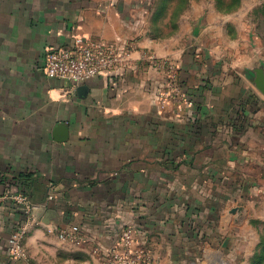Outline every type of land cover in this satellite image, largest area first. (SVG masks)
<instances>
[{
    "label": "crops",
    "instance_id": "crops-1",
    "mask_svg": "<svg viewBox=\"0 0 264 264\" xmlns=\"http://www.w3.org/2000/svg\"><path fill=\"white\" fill-rule=\"evenodd\" d=\"M176 6L0 0V264H109L128 225L152 264H212L236 239L253 241L251 220H264L263 53L221 23L166 31ZM78 36L130 46L129 60L75 88L48 77L47 51ZM148 56L175 63L193 105L160 108L165 75ZM24 188L31 216L10 198ZM73 226L80 245L59 236ZM21 228L26 259L15 260Z\"/></svg>",
    "mask_w": 264,
    "mask_h": 264
},
{
    "label": "built area",
    "instance_id": "built-area-1",
    "mask_svg": "<svg viewBox=\"0 0 264 264\" xmlns=\"http://www.w3.org/2000/svg\"><path fill=\"white\" fill-rule=\"evenodd\" d=\"M131 51L130 46L120 48L103 41L78 36L70 47L48 50L42 71L50 78L72 83L75 88L98 76L110 75L129 60ZM147 60L165 75L166 82L159 92L162 110H165L169 103H174L178 110L182 105H193L181 87L179 68L172 60L155 56H148ZM8 197V195H0V205L8 200ZM10 198L18 204H23L30 216L37 207L29 193H20ZM23 234L24 230L21 228L13 233L9 240L10 254L15 260L26 259ZM59 236L61 239H70L78 245L83 242L80 228L77 226L59 232ZM107 257L109 264H152L154 261L152 250L142 242L133 226L129 225L122 230L119 242L107 251Z\"/></svg>",
    "mask_w": 264,
    "mask_h": 264
},
{
    "label": "rangeland",
    "instance_id": "rangeland-1",
    "mask_svg": "<svg viewBox=\"0 0 264 264\" xmlns=\"http://www.w3.org/2000/svg\"><path fill=\"white\" fill-rule=\"evenodd\" d=\"M176 1V13L172 12V15H169L168 22H160L162 27L165 24L166 31H171V28L174 31L176 21H179V28L186 21L197 22L199 20L200 24L214 23L217 25L221 23V28L228 31L233 38L241 39V42L248 44V51L256 48L262 50L264 60V0ZM174 7L175 5L172 4L171 10ZM175 17L178 20H175ZM157 23L153 22L154 25ZM154 31L158 30L154 29ZM259 123L264 127V117ZM250 225L256 232L253 241L249 238L248 244H241V241L236 239L229 246V256L212 255L209 256L208 261L212 264H264V220H251ZM202 263H204V258L200 261L193 260L188 264Z\"/></svg>",
    "mask_w": 264,
    "mask_h": 264
},
{
    "label": "water",
    "instance_id": "water-1",
    "mask_svg": "<svg viewBox=\"0 0 264 264\" xmlns=\"http://www.w3.org/2000/svg\"><path fill=\"white\" fill-rule=\"evenodd\" d=\"M254 82L258 89L261 91V93L264 95V72L263 71H258Z\"/></svg>",
    "mask_w": 264,
    "mask_h": 264
},
{
    "label": "trees",
    "instance_id": "trees-1",
    "mask_svg": "<svg viewBox=\"0 0 264 264\" xmlns=\"http://www.w3.org/2000/svg\"><path fill=\"white\" fill-rule=\"evenodd\" d=\"M25 185H26V187H28V184H26V182H25L24 186H25ZM22 193H25V194H27V193H29V192H28V190H27V189H25V188H24V190L22 191ZM29 195H30V194H29Z\"/></svg>",
    "mask_w": 264,
    "mask_h": 264
}]
</instances>
